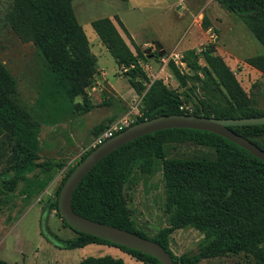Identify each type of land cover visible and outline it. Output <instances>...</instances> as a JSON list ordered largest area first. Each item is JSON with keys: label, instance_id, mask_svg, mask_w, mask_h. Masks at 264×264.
Returning <instances> with one entry per match:
<instances>
[{"label": "trees", "instance_id": "16d2710c", "mask_svg": "<svg viewBox=\"0 0 264 264\" xmlns=\"http://www.w3.org/2000/svg\"><path fill=\"white\" fill-rule=\"evenodd\" d=\"M72 2L73 0H12L6 13L7 22L14 33L20 40L32 42L45 63L47 78L44 94L38 99V104L46 110L51 108L49 99L55 101L57 95L70 102L81 96V102L74 103V109L78 111H89L95 106L86 89L98 71L97 57L75 15ZM218 2L245 22L264 48V0ZM91 26L119 67L138 59L147 60L144 51L134 42L118 15H114L113 19L96 18L91 21ZM119 28L129 41L120 33ZM200 58L204 60L202 65ZM182 59L186 65L185 72L172 61L168 62L178 86H187L192 78L199 80L208 96L207 100H200L193 111L180 109L183 99L179 87L174 88L162 79L151 80L137 66L125 73L130 86L140 96L143 113L133 123L170 113L221 118L264 115V112L252 105L251 98L233 70L222 56L214 52L212 45H206L200 52L194 48L186 49ZM246 63L264 73V53L246 58ZM41 124V119L18 102L16 80L0 60V138L3 143L12 142V148L20 158L13 165V177L0 185V209L5 196L21 178V173L30 172L38 166L35 161L38 158ZM104 126V123L95 125L94 133L98 135L107 128ZM230 128L264 150V124L233 125ZM186 141L214 148L215 158H166L165 143ZM93 148L82 155L77 163ZM154 158L162 161L169 224L148 236L132 222L130 209L126 204L125 185L135 169L150 173ZM74 166L64 174L55 191V200L49 201L39 218L41 235L60 249L107 244L126 251L142 264H160L158 259L149 254L77 231L65 221L77 236L65 240L51 235L46 224L47 214L50 206L59 214L58 194ZM48 179L39 183L38 188L42 189ZM71 204L74 211L84 217L134 232L159 243L170 253L175 264H199L206 258L241 252L251 255L254 264H264V162L213 132L169 128L122 144L98 161L83 177L73 192ZM185 227L198 230L203 238L196 252L176 255L170 248L169 236L175 230ZM0 264L11 263L0 258ZM75 264L125 263L121 258L104 255L88 256Z\"/></svg>", "mask_w": 264, "mask_h": 264}, {"label": "rangeland", "instance_id": "374dc122", "mask_svg": "<svg viewBox=\"0 0 264 264\" xmlns=\"http://www.w3.org/2000/svg\"><path fill=\"white\" fill-rule=\"evenodd\" d=\"M11 1L0 0V60L16 80L18 102L41 119L42 124L38 135V158L35 161L38 166L30 172L21 173V178L5 196L0 209V258L11 264H75L88 256L111 255L121 258L125 264H142L115 246L88 244L82 248L60 249L41 235L39 218L49 201L55 200V191L64 174L93 148L97 135L93 127L100 123L108 127L127 113L136 120L143 113L140 96L133 106L125 108L109 92H105L106 96L102 94L98 97L102 99V106L109 105L111 111L118 114L115 117H110L112 112L107 113L102 108H91L89 111L74 109V103L81 102V96L70 102L57 95L55 101L49 99L50 109L42 108L38 99L44 94L47 78L45 63L37 47L32 42L20 40L7 22L6 13ZM72 5L89 39L91 50L98 54L99 65L123 93L126 94L131 87L125 73L120 71L110 53L104 51L92 29L91 21L96 18L113 19L114 15H118L137 44L156 42L153 43L155 48L152 45L140 48L158 59L167 58L173 50L184 53L186 49L194 48L200 52L206 45H212L214 52L231 67L251 98L252 105L264 112V73L246 63V58L263 54L264 48L249 26L222 7L218 0H73ZM119 31L126 37L120 28ZM210 33L216 35L214 42L210 40ZM126 40L129 41L127 37ZM157 42L161 43V49L157 47ZM155 56H151L149 61H160ZM200 64H204L202 58ZM157 66L158 63L155 64ZM102 71H97L86 89L90 91H87L90 101L91 95H96L102 86L99 80ZM113 73L118 78H112ZM170 85L179 87L175 79ZM200 85L199 80L192 78L187 86L178 88L182 93V105L188 107L186 110L193 111L200 100H207L208 96ZM104 114L107 117L103 118ZM13 145L8 141L3 143L0 138V185L13 177V165L20 159ZM165 156L214 159L215 151L210 146L192 141L167 142ZM46 178H49L46 185L38 188ZM125 197L132 222L138 230L152 236L158 228L169 224L160 159H153L150 173L139 169L133 171L125 185ZM50 207L46 224L51 235L65 240L76 237L77 233L65 224L53 206ZM202 238L203 234L194 228H180L169 236L170 248L176 255L196 252ZM199 264H254V260L248 253L241 252L206 258Z\"/></svg>", "mask_w": 264, "mask_h": 264}, {"label": "water", "instance_id": "95a60500", "mask_svg": "<svg viewBox=\"0 0 264 264\" xmlns=\"http://www.w3.org/2000/svg\"><path fill=\"white\" fill-rule=\"evenodd\" d=\"M153 48L155 44H151ZM161 49V44L157 43ZM162 53L160 52L159 55ZM264 124V115L254 117H214L189 113L161 114L131 124L101 144L94 147L78 162L63 182L58 194V211L68 225L84 233L105 239L114 244L149 254L160 264H175L170 253L159 243L134 232L95 221L76 213L72 207V195L90 169L108 153L122 144L142 135L169 128H189L216 133L234 142L264 162V150L247 137L230 128L233 125Z\"/></svg>", "mask_w": 264, "mask_h": 264}, {"label": "built area", "instance_id": "2783aa9c", "mask_svg": "<svg viewBox=\"0 0 264 264\" xmlns=\"http://www.w3.org/2000/svg\"><path fill=\"white\" fill-rule=\"evenodd\" d=\"M210 40L214 42L216 39V35L214 33H210ZM155 46V45H154ZM155 48V47H154ZM147 60L145 59H138L136 62H131L128 65H121L120 71L126 73L131 69L136 68L137 66L147 74V76L151 79H162L165 83L171 84L172 79H175L172 72L168 67V62L172 61L176 67L181 69L183 72L186 71V65L183 61V53H179L176 51H172L167 58H160L153 62L149 61L150 57L153 56L152 53L144 52ZM158 63V66L155 67V64ZM119 67V66H118ZM188 107H184L183 105L180 106V109L186 110ZM134 119H132L129 113L121 116L117 120L113 121L107 128L101 131L94 139L93 147L104 142L106 139L112 137L116 133L122 131L126 127L130 126L133 123Z\"/></svg>", "mask_w": 264, "mask_h": 264}, {"label": "crops", "instance_id": "0c3cea01", "mask_svg": "<svg viewBox=\"0 0 264 264\" xmlns=\"http://www.w3.org/2000/svg\"><path fill=\"white\" fill-rule=\"evenodd\" d=\"M130 33V32H129ZM131 35V33H130ZM131 37L133 38V36L131 35ZM134 40V38H133ZM101 42V41H100ZM135 42V40H134ZM179 42V41H178ZM136 43V42H135ZM152 43H156L155 41H151V42H144L143 44H137L139 47L141 48H144V46H147V45H151ZM159 43V42H157ZM102 44V43H101ZM161 44V43H160ZM103 46V44H102ZM104 51L107 50L104 46ZM93 52V51H92ZM94 53V52H93ZM95 54V53H94ZM96 55V54H95ZM97 57V65H98V70L102 69L103 71L100 73V76H99V80L101 81L102 83V86H100V90L97 91L96 95L93 94V96L91 95V101L93 102V104L95 105L94 108H92L93 110H99L102 108V110H104L105 112L107 113H110V117H115L117 116L118 114L116 113H113V111H111V106L109 105H103L105 107H103L101 105L102 103V99L100 100V97H98V95H101L103 96L102 94H104V96H106V94H108L109 92V95L113 96V97H116L117 98V101L119 103H121V105L125 108H130V106H133L134 103L136 102V100L139 101V95L133 90V88L131 87L130 89H128L129 91H127V93H123L122 91H120L117 86L115 85L114 83V80H111V79H108V73L104 70V68L102 66L99 65V61H98V54L96 55ZM117 64V63H116ZM118 66V65H117ZM115 73V72H114ZM113 73V77L112 78H115L117 76H115ZM118 78V77H117ZM127 78V77H126ZM128 79V78H127ZM128 84H129V81H128ZM130 85V84H129ZM89 91V90H87ZM90 92V91H89ZM106 92V94H105ZM91 94V93H90ZM108 97V96H107ZM91 109V110H92ZM116 114V115H115ZM103 118L107 117L106 114H104L102 116ZM117 119V118H116Z\"/></svg>", "mask_w": 264, "mask_h": 264}]
</instances>
